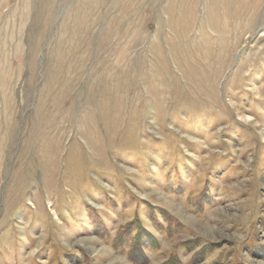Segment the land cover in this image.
<instances>
[{"label":"rangeland","instance_id":"1","mask_svg":"<svg viewBox=\"0 0 264 264\" xmlns=\"http://www.w3.org/2000/svg\"><path fill=\"white\" fill-rule=\"evenodd\" d=\"M169 261L264 264V0H0V264Z\"/></svg>","mask_w":264,"mask_h":264},{"label":"trees","instance_id":"2","mask_svg":"<svg viewBox=\"0 0 264 264\" xmlns=\"http://www.w3.org/2000/svg\"><path fill=\"white\" fill-rule=\"evenodd\" d=\"M139 227H141V226L139 225ZM129 232H130V230H126V233H129ZM141 236H142V232L139 231V233L137 234V236L134 238L136 243L139 242V240L141 239ZM164 264H176V263H174L172 261H169V262H165Z\"/></svg>","mask_w":264,"mask_h":264}]
</instances>
